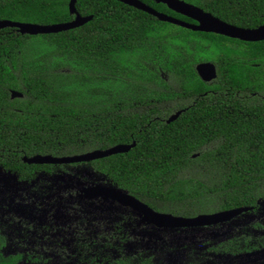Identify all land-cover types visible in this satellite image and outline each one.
Wrapping results in <instances>:
<instances>
[{
  "label": "trees",
  "instance_id": "obj_1",
  "mask_svg": "<svg viewBox=\"0 0 264 264\" xmlns=\"http://www.w3.org/2000/svg\"><path fill=\"white\" fill-rule=\"evenodd\" d=\"M142 1L195 22L164 3ZM185 1L238 27L264 23V0ZM69 4L0 0V20L69 22L75 18ZM76 8L92 18L70 30H0V168L32 181L56 165L27 163L25 156L136 142L90 165L154 210L194 217L258 207L264 201V40L194 31L118 0H78ZM202 62L216 65L217 78L200 77ZM5 244L0 229V264H19L23 255H5Z\"/></svg>",
  "mask_w": 264,
  "mask_h": 264
},
{
  "label": "rangeland",
  "instance_id": "obj_2",
  "mask_svg": "<svg viewBox=\"0 0 264 264\" xmlns=\"http://www.w3.org/2000/svg\"><path fill=\"white\" fill-rule=\"evenodd\" d=\"M98 185L118 188L89 162L56 165L32 181L0 168L2 252L21 253L19 264H115L120 258L131 264L148 258L149 264H248L253 257V264H264V250L242 258L221 256L213 248L227 228L232 233L226 237L245 232L250 223L264 224L263 201L255 212L231 222L158 228L148 226L130 207L87 194ZM257 232L264 236V230Z\"/></svg>",
  "mask_w": 264,
  "mask_h": 264
},
{
  "label": "water",
  "instance_id": "obj_3",
  "mask_svg": "<svg viewBox=\"0 0 264 264\" xmlns=\"http://www.w3.org/2000/svg\"><path fill=\"white\" fill-rule=\"evenodd\" d=\"M78 0H70V12L75 15V18L69 22L55 23V24H37L31 22L13 21L9 19L0 20V30L12 27L16 28L22 34L38 35L57 33L65 30H70L84 25L92 16H82L78 13L76 3ZM130 6L141 9L151 15H154L161 21H167L180 25L182 27L192 29L194 31L215 32L232 38L241 39L243 41H262L264 40V24L257 28H243L228 23L210 12L204 11L202 8L189 3L185 0H155L158 3L166 4L171 10L189 17L196 22H189L178 17L169 15L165 12L159 11L142 0H118ZM200 77L207 82L217 78V68L212 62H202L196 67ZM12 97H23V94L18 91H12ZM182 113L178 111L169 117L166 121L171 123L175 121ZM136 146V142L131 145L120 144L108 149H97L86 153L70 155V156H53V155H35L32 157H24L27 163L35 164H52L65 165L82 162H92L97 159L124 153ZM87 194L92 196H105L109 199L121 203L125 207H130L138 212L141 219L147 224L153 223L158 228L172 227V228H186V227H200L224 223L233 220L235 217L249 211L252 207H240L230 210H224L214 213H203L194 217H185L173 215L170 213H163L154 210L152 207L142 202L129 192L105 186H95L87 190ZM264 202V201H263Z\"/></svg>",
  "mask_w": 264,
  "mask_h": 264
},
{
  "label": "flooded vegetation",
  "instance_id": "obj_4",
  "mask_svg": "<svg viewBox=\"0 0 264 264\" xmlns=\"http://www.w3.org/2000/svg\"><path fill=\"white\" fill-rule=\"evenodd\" d=\"M75 164H77V163H74V164H71V165H75ZM22 181H24V180H22ZM116 203L122 205L119 202H116ZM123 207H125V206H123ZM257 209H258V207H252V209H250L249 211H254L255 212ZM249 211H247V212H249ZM233 220H231V221H233ZM261 222L262 221L260 220V221H257V222L250 223V224H248L247 227H245V229H246L245 232H241L239 234L228 235V237H226L227 234H231L232 231H231L230 228H227L226 231L220 233V236L222 238L219 239L218 245H216L215 247H213L214 250H215V252L217 254L221 255V256L230 255V256H234V257L235 256H238V257H242V258L243 257H246L247 255L253 257L256 253L258 254V251L263 252V250H264L263 249L264 248V236L262 234H260V233L257 232V231H260V230L261 231L264 230V224L261 223ZM147 225L148 226L149 225H153V223L147 224ZM260 238L263 241V244L262 245L255 243L256 241H259ZM223 258L224 257H222V259ZM256 261H257V259H255L254 257L253 258H250L249 261H248V264H253Z\"/></svg>",
  "mask_w": 264,
  "mask_h": 264
}]
</instances>
